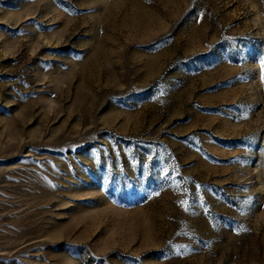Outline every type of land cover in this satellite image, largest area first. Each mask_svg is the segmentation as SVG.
Returning a JSON list of instances; mask_svg holds the SVG:
<instances>
[{"label": "rangeland", "instance_id": "1", "mask_svg": "<svg viewBox=\"0 0 264 264\" xmlns=\"http://www.w3.org/2000/svg\"><path fill=\"white\" fill-rule=\"evenodd\" d=\"M0 264H264V0H0Z\"/></svg>", "mask_w": 264, "mask_h": 264}]
</instances>
